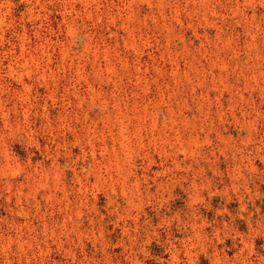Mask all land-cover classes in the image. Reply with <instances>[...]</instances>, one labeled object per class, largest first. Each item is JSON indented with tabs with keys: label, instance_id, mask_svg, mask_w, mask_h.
<instances>
[{
	"label": "rangeland",
	"instance_id": "obj_1",
	"mask_svg": "<svg viewBox=\"0 0 264 264\" xmlns=\"http://www.w3.org/2000/svg\"><path fill=\"white\" fill-rule=\"evenodd\" d=\"M0 264H264V0H0Z\"/></svg>",
	"mask_w": 264,
	"mask_h": 264
}]
</instances>
